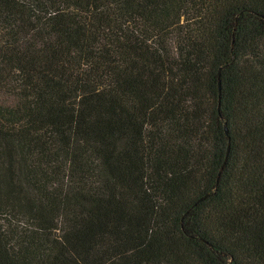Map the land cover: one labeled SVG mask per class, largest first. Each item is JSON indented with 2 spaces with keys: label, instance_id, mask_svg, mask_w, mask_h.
Listing matches in <instances>:
<instances>
[{
  "label": "trees",
  "instance_id": "trees-1",
  "mask_svg": "<svg viewBox=\"0 0 264 264\" xmlns=\"http://www.w3.org/2000/svg\"><path fill=\"white\" fill-rule=\"evenodd\" d=\"M0 264H264V0H0Z\"/></svg>",
  "mask_w": 264,
  "mask_h": 264
}]
</instances>
